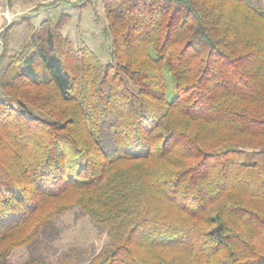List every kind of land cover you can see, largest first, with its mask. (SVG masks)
<instances>
[{"label":"trees","instance_id":"1","mask_svg":"<svg viewBox=\"0 0 264 264\" xmlns=\"http://www.w3.org/2000/svg\"><path fill=\"white\" fill-rule=\"evenodd\" d=\"M101 1L113 63L67 14L2 34L0 264L74 208L109 238L85 264H264V7Z\"/></svg>","mask_w":264,"mask_h":264},{"label":"rangeland","instance_id":"2","mask_svg":"<svg viewBox=\"0 0 264 264\" xmlns=\"http://www.w3.org/2000/svg\"><path fill=\"white\" fill-rule=\"evenodd\" d=\"M26 1H29V7L38 12L32 18L36 28L44 20H56L60 15L67 14L70 21L61 29V33L74 48L80 50L88 46L102 63L114 62L111 39L105 34L107 21L101 0H57V3L56 0ZM254 1L264 7V0ZM21 6L24 8L25 5ZM19 24L21 26L14 31L11 55L19 54L29 40L27 22L21 24L19 21ZM9 61L7 59L0 67V94ZM110 123L111 118L104 123L105 132L108 134L113 131ZM108 242L107 233L96 226L81 209L74 208L57 218L30 247L15 250L8 264H24L33 258L57 264H85Z\"/></svg>","mask_w":264,"mask_h":264},{"label":"crops","instance_id":"3","mask_svg":"<svg viewBox=\"0 0 264 264\" xmlns=\"http://www.w3.org/2000/svg\"><path fill=\"white\" fill-rule=\"evenodd\" d=\"M22 4L25 5L24 6L25 9L22 8L21 6ZM29 5H30L29 1L26 0L23 1L0 0V49L2 46V39H1L2 34L11 24H13V26H11L9 31L10 49L13 48L12 44H14V40H13V38L15 37L14 31H17L18 28L21 26L19 24V21H21V24L30 21L34 26H36L33 23L32 18L35 14H38V12H35L36 10H33V8L29 7Z\"/></svg>","mask_w":264,"mask_h":264}]
</instances>
